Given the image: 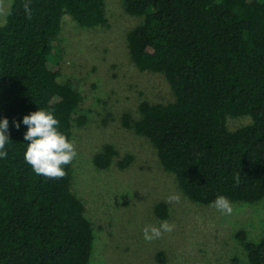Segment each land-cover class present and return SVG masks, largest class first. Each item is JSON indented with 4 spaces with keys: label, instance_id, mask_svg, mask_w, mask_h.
Segmentation results:
<instances>
[{
    "label": "trees",
    "instance_id": "obj_1",
    "mask_svg": "<svg viewBox=\"0 0 264 264\" xmlns=\"http://www.w3.org/2000/svg\"><path fill=\"white\" fill-rule=\"evenodd\" d=\"M141 22L127 34L139 70L161 73L172 99L139 104L126 127L148 138L163 168L192 201L218 196L253 203L264 198V0H124ZM69 14L80 26L106 23L104 0H12L0 25V117L9 121L8 156L0 159V264H87L94 239L83 202L66 175L36 174L23 159L26 141L12 122L43 109L71 138L81 96L60 82L49 62L51 42ZM251 121L230 130L228 116ZM117 151L105 145L94 163L105 168ZM131 157L120 161L129 164ZM167 217V206H155ZM249 264H264L259 242L237 235Z\"/></svg>",
    "mask_w": 264,
    "mask_h": 264
},
{
    "label": "rangeland",
    "instance_id": "obj_2",
    "mask_svg": "<svg viewBox=\"0 0 264 264\" xmlns=\"http://www.w3.org/2000/svg\"><path fill=\"white\" fill-rule=\"evenodd\" d=\"M12 0H0V25ZM106 23L80 26L69 14L61 19L51 42L49 62L60 69L58 80H74L81 100L70 140L77 156L72 162L71 191L83 202L94 239L87 264H249L241 239L259 242L264 237V198L231 202V215L212 204L192 201L174 173L161 165L148 138L124 125L123 116L140 117L139 104L172 99L161 73L139 70L131 59L127 34L142 18L126 12L124 0H104ZM251 121L247 115L226 120L230 130ZM105 145L117 154L105 168L94 156ZM129 164L120 167L125 157ZM178 195L179 201H170ZM167 206V220L175 228L160 238L145 241L143 229L159 226L155 206Z\"/></svg>",
    "mask_w": 264,
    "mask_h": 264
},
{
    "label": "clouds",
    "instance_id": "obj_3",
    "mask_svg": "<svg viewBox=\"0 0 264 264\" xmlns=\"http://www.w3.org/2000/svg\"><path fill=\"white\" fill-rule=\"evenodd\" d=\"M12 125L16 130L21 125L27 127L23 133V139L27 142L23 159L36 174L50 178H62L66 175L64 166L73 162L77 152L74 143L59 131V121L52 112L38 109L24 115L19 122L13 120ZM9 141V121L6 117H0V159L8 156L6 146ZM169 199L178 202L180 197L174 195ZM211 206L227 215L233 212L232 204L225 196H218ZM174 228L175 225L167 220L161 221L158 227H145L144 240L158 239L164 233L172 232Z\"/></svg>",
    "mask_w": 264,
    "mask_h": 264
}]
</instances>
